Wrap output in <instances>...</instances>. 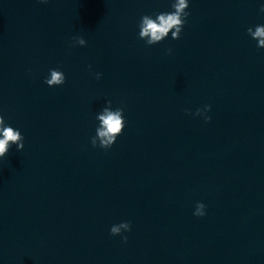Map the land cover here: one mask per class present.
<instances>
[{
	"label": "clouds",
	"instance_id": "9594fccd",
	"mask_svg": "<svg viewBox=\"0 0 264 264\" xmlns=\"http://www.w3.org/2000/svg\"><path fill=\"white\" fill-rule=\"evenodd\" d=\"M41 3H47L48 0H40ZM173 11L171 12H160L155 14V18L151 15H143L139 22V38L142 39L147 37L146 43L148 45H153L157 42L164 40L169 31H172V39L177 40L181 36V32L186 23L187 17L190 15L186 9L189 7V0H175L171 5ZM260 11L264 13V5H261ZM174 29V30H173ZM247 33L253 39L258 40L257 48H264V25L255 26V30L249 27ZM75 44L80 46H85L86 41L82 37H73ZM171 52V49H168ZM91 67V65H89ZM102 74L97 73V79L100 78ZM66 81L65 75L59 69H50V78H45V83L49 87L63 85ZM111 104V101H107ZM208 110H211V105L205 106ZM189 110L185 109V113L188 114ZM123 108H117L115 111H111L108 108L103 109V115L99 116L102 123V130H99V136L101 139V148L109 149L115 143L117 137L122 135L125 128V119L122 116ZM199 113L197 109L196 114ZM206 122L211 120L210 116L204 117ZM106 138V139H104ZM15 145L17 151L24 148V136L18 129H14L11 126H5V120L2 115H0V159L6 157L11 147ZM93 147H96L95 139L92 140ZM206 205L197 202L196 211L194 215L197 217L204 216ZM121 229L123 232L131 231V223L128 221L122 222L119 225H113L110 229V234L113 236L121 235ZM123 242H127L128 237H122Z\"/></svg>",
	"mask_w": 264,
	"mask_h": 264
}]
</instances>
